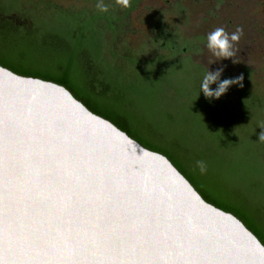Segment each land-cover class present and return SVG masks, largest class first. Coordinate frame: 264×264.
<instances>
[{
    "label": "water",
    "instance_id": "obj_1",
    "mask_svg": "<svg viewBox=\"0 0 264 264\" xmlns=\"http://www.w3.org/2000/svg\"><path fill=\"white\" fill-rule=\"evenodd\" d=\"M0 264H264L166 156L0 66Z\"/></svg>",
    "mask_w": 264,
    "mask_h": 264
},
{
    "label": "trees",
    "instance_id": "obj_2",
    "mask_svg": "<svg viewBox=\"0 0 264 264\" xmlns=\"http://www.w3.org/2000/svg\"><path fill=\"white\" fill-rule=\"evenodd\" d=\"M132 7L133 4H130L124 14ZM71 9H61L42 0H0V66L21 76L39 78L65 87L92 113L110 121L143 147L166 156L206 202L238 218L264 246V178L261 175L264 172V142L258 141L257 137L251 139L228 116L223 118L225 111H221L223 109L218 100L211 104L212 110L213 105H217L212 118L217 117L223 126H189V134L185 137L188 143L186 147L180 143H168L163 123H173L178 113L166 114L160 110L166 99L161 94L149 101L148 109L151 112L146 110L141 114L139 110H133L129 103L123 101L116 88L126 82V73L123 69L113 70L111 64H105L103 60L107 44L105 32L109 30L115 34V24L123 19L122 16H117L110 9L107 12L91 9L93 12L88 13L86 23L81 16L84 12L77 13L78 25L81 24L79 28L82 29L78 34L79 39L92 36L95 47L89 52L77 47L68 48L65 42H60L57 48H52V43L57 41L50 29L54 15L59 13L67 20L70 15L67 12H71ZM11 15L18 16L19 20L9 19ZM87 25L91 30L85 28ZM72 28L64 22L62 32L66 37L75 39ZM175 37L173 34L174 41L177 39ZM162 46L166 47L163 41ZM39 52L42 54L38 55ZM108 52L107 59L112 61L117 53L111 47ZM122 58L128 61L126 64L139 67L150 66L154 60L159 62L165 57L147 61L132 55ZM249 94L245 90L237 97L247 99ZM176 98L181 96L177 95ZM143 114L149 119L144 118ZM154 116L158 121L163 116L164 119L160 120L163 123L152 125L150 122L156 118ZM180 136L177 137L178 141L182 139ZM182 153L188 155L191 170L180 159ZM197 160L206 163L204 173L196 166Z\"/></svg>",
    "mask_w": 264,
    "mask_h": 264
},
{
    "label": "rangeland",
    "instance_id": "obj_3",
    "mask_svg": "<svg viewBox=\"0 0 264 264\" xmlns=\"http://www.w3.org/2000/svg\"><path fill=\"white\" fill-rule=\"evenodd\" d=\"M42 1L61 9L72 8L71 12H67L70 14L69 20L55 13L50 29L57 41L52 43V48H57L60 42H65L68 48L77 47L89 52L95 47L92 36V39L89 35L79 39L78 34L82 29L79 28L81 24L78 25L79 19L76 14L84 12L81 15L82 19L88 23V13L93 12L91 9H96V0ZM106 2L109 3V9L123 19L115 24L117 25L115 34L109 30L105 32L104 38L107 44L103 60L105 64H111L115 71L123 69L128 76L124 78L127 79L126 82L118 83L116 88L119 89L123 101L129 103L133 110H139L141 114L146 110L149 112V101L161 94L166 99L161 104L160 110L162 109L166 114L178 113L177 120L173 123L161 122L163 116L159 121L154 116L156 118L150 122L153 123L152 125L158 126L159 123L165 125L168 143H180L182 147H186L188 143L185 137L189 134L187 130L189 126L213 128L223 126L217 117L212 118V115L216 114L213 113L216 104L213 105V110L211 104L218 100L223 109L221 111L226 113L223 118L228 116L236 126L242 127L243 132L251 139L257 137L260 128L256 124L264 122V0H129L133 7L125 14L124 8L115 3V0H106ZM9 19L18 21L19 17L11 15ZM64 22L65 25L69 24L73 27L71 31L74 32L75 39L66 37L62 32ZM217 27H223L229 33L234 32L237 27L242 29L243 34L235 45L239 49L237 58L241 60L240 62L233 64L231 59H224L220 63L207 65V60L213 57L204 47L206 35ZM85 28L91 30L89 26ZM173 34L177 38L175 41ZM162 41L166 48L175 46L177 52L194 45L196 49L193 52H181L178 56L180 58L190 56L199 66L186 64L180 67L177 60L167 59L166 56H170V53L162 46ZM109 47L117 53L112 61L107 59ZM146 51L148 52L143 53ZM37 54L41 55L42 52ZM130 55L144 61L161 56L165 58L159 62L154 60L150 66L132 67L122 58ZM220 64L226 65L220 79L243 73L246 86L238 88L231 85L229 88H232H228L219 98L206 100L203 93L198 92L200 79L206 70V65L209 70H215ZM210 87L214 88L215 84ZM174 88L179 91L174 92ZM245 90L251 95L249 94L247 99L240 100L237 96ZM177 95L181 98H176ZM143 117L149 119L145 114ZM176 128L177 130H173ZM178 136L182 137L180 142ZM180 159L190 170L192 169L188 164L187 154L182 153ZM261 175L264 178L263 171Z\"/></svg>",
    "mask_w": 264,
    "mask_h": 264
},
{
    "label": "clouds",
    "instance_id": "obj_4",
    "mask_svg": "<svg viewBox=\"0 0 264 264\" xmlns=\"http://www.w3.org/2000/svg\"><path fill=\"white\" fill-rule=\"evenodd\" d=\"M115 3L122 8H127L129 6V0H115ZM95 7L100 12H107L109 10V3H107L106 0H96ZM242 34V29L239 27L231 33L227 32L223 27H217L208 32L204 47L211 53L213 58L207 60V65L214 62L220 63V61L224 59H231L233 64L240 62L241 60L237 58L239 49H237L235 45L240 40ZM148 51L143 53H147ZM207 65L200 79L198 91L203 93L206 100L210 101L219 98L231 85H235L238 88L243 87V73L234 77L220 79L226 65L220 64L215 70H209ZM213 84H215V87H210V85ZM256 126L260 128V131L257 133V140L264 142V122H258ZM196 166L201 173H204L207 169V165L203 160H197Z\"/></svg>",
    "mask_w": 264,
    "mask_h": 264
},
{
    "label": "flooded vegetation",
    "instance_id": "obj_5",
    "mask_svg": "<svg viewBox=\"0 0 264 264\" xmlns=\"http://www.w3.org/2000/svg\"><path fill=\"white\" fill-rule=\"evenodd\" d=\"M131 3H129V5H130ZM128 8V7H127ZM127 8H124V12L126 11V9ZM113 11V10H112ZM115 13V12H114ZM116 14V13H115ZM117 16L119 15V14H116ZM165 49L170 53V56L169 55H167L166 56V58L167 59H172V60H177V62H178V64L180 65V67H184L186 64H188V65H191V66H195V65H197V66H199L198 64H196V63H194L193 62V60H192V58L190 57V56H186V57H184V58H180L178 55H179V53H181V52H193L195 49H196V47L194 46V45H192V46H189L188 48H183V49H181V51L180 52H177V50L175 49V46H173V47H170V48H166L165 47ZM179 51V50H178ZM244 81V80H243ZM243 84L245 85L246 84V82L244 81L243 82Z\"/></svg>",
    "mask_w": 264,
    "mask_h": 264
}]
</instances>
